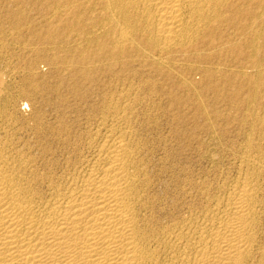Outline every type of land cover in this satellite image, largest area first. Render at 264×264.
Segmentation results:
<instances>
[{
    "label": "bare ground",
    "instance_id": "6f19581e",
    "mask_svg": "<svg viewBox=\"0 0 264 264\" xmlns=\"http://www.w3.org/2000/svg\"><path fill=\"white\" fill-rule=\"evenodd\" d=\"M0 264H264V0H0Z\"/></svg>",
    "mask_w": 264,
    "mask_h": 264
},
{
    "label": "rangeland",
    "instance_id": "374dc122",
    "mask_svg": "<svg viewBox=\"0 0 264 264\" xmlns=\"http://www.w3.org/2000/svg\"><path fill=\"white\" fill-rule=\"evenodd\" d=\"M40 67L43 69V70H42V69L40 68L41 71H47V70H48V69L46 70V67L44 68L43 65H41ZM44 69H45V70H44ZM200 139H201L202 141H206V140H208V137H207L204 133H201V134H200Z\"/></svg>",
    "mask_w": 264,
    "mask_h": 264
}]
</instances>
